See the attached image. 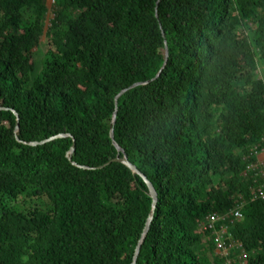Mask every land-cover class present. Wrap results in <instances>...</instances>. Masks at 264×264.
Returning <instances> with one entry per match:
<instances>
[{"label": "trees", "instance_id": "16d2710c", "mask_svg": "<svg viewBox=\"0 0 264 264\" xmlns=\"http://www.w3.org/2000/svg\"><path fill=\"white\" fill-rule=\"evenodd\" d=\"M48 4L0 0V264H133L153 198L113 131L158 192L137 264H264V0Z\"/></svg>", "mask_w": 264, "mask_h": 264}, {"label": "water", "instance_id": "95a60500", "mask_svg": "<svg viewBox=\"0 0 264 264\" xmlns=\"http://www.w3.org/2000/svg\"><path fill=\"white\" fill-rule=\"evenodd\" d=\"M50 2H54V0H49V4H48V7L51 8L52 6L50 5ZM51 18L50 16L48 17V22H47V27H46V34L48 33L49 31V28L51 26ZM168 59H169V48H167V62H168ZM167 64V63H166ZM165 64V65H166ZM160 76V75H159ZM140 85H145V83H138L136 84L134 87H138ZM128 90H125L123 91L120 96L118 97V99L124 95ZM1 110V108H0ZM15 112V111H14ZM17 117H18V130H20L21 128V118H20V115L15 112ZM117 121V116H115V120L114 122L116 123ZM70 135H64V134H61L59 136H56V137H53L51 139H48V140H45L43 142H34V143H30L29 145L31 146H39V145H44V144H47L49 142H52V141H55L57 139H62V138H66V137H69ZM112 138L114 140V144L116 145V147L118 148V150L121 152V153H124V156H120L114 161V162H118V163H122L124 165H126L127 167H129L133 172L139 174L143 179L144 181L146 182L148 188H149V191H150V195L151 197L153 198V208H152V211H151V214H150V217L148 219V222H147V225H146V228L144 230V235H143V238L142 240L140 241L138 247H137V250H136V254H135V257H134V262L133 264H137V261H138V257H139V254H140V250H141V247H142V244L144 243L145 239H146V236L147 234L149 233L150 231V228H151V225L153 223V220L155 218V213H156V208H157V204H158V192L156 190V188L154 187L153 183L140 171L137 169V167L135 165H133L130 161H129V157L126 153V151L117 143L116 141V138H115V131L112 132ZM77 149V145H76V140H75V145L73 146V149H72V153H75Z\"/></svg>", "mask_w": 264, "mask_h": 264}, {"label": "built area", "instance_id": "2783aa9c", "mask_svg": "<svg viewBox=\"0 0 264 264\" xmlns=\"http://www.w3.org/2000/svg\"><path fill=\"white\" fill-rule=\"evenodd\" d=\"M253 154L255 156H257V158L259 159V156L261 154H264V148L261 151L258 150V148H256ZM261 164L263 165V168H264V163H261ZM260 175L263 178V184L258 189L257 193L254 195L253 201H255V200H262V201H264V172L261 173ZM243 207H244V205L238 206L236 210L230 212L225 217L213 216V217L209 218L208 219V224H205L204 227L209 226V228H212L217 222H219L220 220L225 221L227 218H231V219H234V220H241V219H243V214H242ZM230 236L228 235V229L224 227L222 229V232L218 235V237L216 239L217 247H218V252L220 254H223L224 256H228L229 255V252L231 250H233L234 247H235L234 244L230 245L229 242H228V240L226 239V237H228L230 239L231 238Z\"/></svg>", "mask_w": 264, "mask_h": 264}, {"label": "rangeland", "instance_id": "374dc122", "mask_svg": "<svg viewBox=\"0 0 264 264\" xmlns=\"http://www.w3.org/2000/svg\"><path fill=\"white\" fill-rule=\"evenodd\" d=\"M50 5H51L52 7L49 8V9H52L53 6H54V2H50ZM49 16H50L51 19L54 18V16H53L52 14H50V13H49ZM43 40H45V38H44ZM260 73H261V75L264 74V68H263V67L261 68Z\"/></svg>", "mask_w": 264, "mask_h": 264}, {"label": "crops", "instance_id": "0c3cea01", "mask_svg": "<svg viewBox=\"0 0 264 264\" xmlns=\"http://www.w3.org/2000/svg\"><path fill=\"white\" fill-rule=\"evenodd\" d=\"M259 161H260L261 163H264V154H261V155L259 156Z\"/></svg>", "mask_w": 264, "mask_h": 264}]
</instances>
